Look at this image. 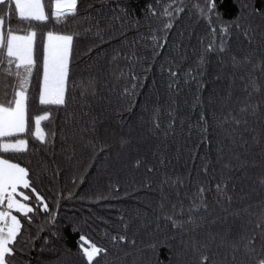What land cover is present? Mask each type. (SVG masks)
<instances>
[{"label": "snow or ice", "instance_id": "1", "mask_svg": "<svg viewBox=\"0 0 264 264\" xmlns=\"http://www.w3.org/2000/svg\"><path fill=\"white\" fill-rule=\"evenodd\" d=\"M121 3L122 0H0V78L11 80V84H4L0 96V264H31L28 255L35 249L36 240H41L42 245H47L51 237L64 241L68 232V228L58 219V209L61 200L71 199L75 194L69 191L68 196L64 197L63 190L58 189L49 197L37 187L42 175L51 172L55 180L61 174L55 161L50 167L44 159L47 155H54L52 148L57 137L54 111L63 109L65 123L71 125L70 134L61 129L62 144L72 141L67 148H62L64 152L71 149V155L66 159L74 158L77 144L89 152L88 163L80 176L72 179L74 186L78 182L83 183L88 170L98 166L97 160L101 154L102 163L110 160L113 145L107 138V129L104 136L101 135L102 120L93 111L92 101L99 95L97 78L89 74L86 85L83 80L76 83L74 49L79 39H91L94 43L87 47L85 55L91 54L96 47L116 38L111 35L116 24L120 25V36L127 44L123 31L125 25L137 29L140 25L138 19L130 18ZM96 4L100 7H95ZM220 7L218 0H203L202 3L200 0H164L163 3L162 0H153L147 5L144 17L149 22V34H139L132 41L133 48L144 41L145 49L151 52V59L137 56L135 51L125 57L130 61L135 58L141 64L148 61V67L144 69L143 76L132 74L130 81L135 82L118 95L117 102L121 107L112 114L117 118L116 122L125 124L123 113L131 114L137 106L139 89L143 87L152 63L171 45L172 48L168 50H175L178 59L177 55L171 56L160 66L161 71L167 72L169 77V106L165 109L157 97L149 111L146 98L142 112L148 113V118L145 121L142 116L141 123L149 125L147 131L151 135L157 136L159 133L166 141L170 136L177 135L179 119L181 132L187 125L188 139H191L193 132L197 135L198 140L189 150V155L193 162L200 160L195 177L190 170L186 175L174 169L172 173L165 171L161 173L156 189L152 188L150 181L145 180L144 188L151 191L158 189L160 194L157 208L154 209L157 212L156 231L160 230V220L174 231L139 249L142 264H152L153 256L162 247L172 253L175 264H187L189 252L195 256L196 264H228V255L217 259L220 249L230 250L233 262L236 261L235 253L242 252L246 264H264V199L238 205L230 194L235 191V185L230 187V184L237 178L236 174H246L244 170L248 167L238 151L249 147L246 134L252 133L250 139L254 144L261 142L252 124L264 122V6L257 8L253 0H235L236 14L232 19H224L218 11ZM182 14L191 21L189 28L182 29L178 24ZM257 17L261 19V24H255ZM13 18L17 21L15 25L12 24ZM153 19L157 21L156 27L150 23ZM201 23L205 31L197 37V46L192 50L195 59L187 69L182 70L181 65L189 59L187 50L179 42L172 41L169 34L175 28L176 35L183 37L185 32L192 30V25ZM44 25L50 27L41 31ZM120 55L116 51L111 61H116ZM211 57L216 58L219 68L214 79L227 78L229 87L224 95L214 92L208 96V105H216L219 110V115L213 112L210 122L202 93ZM34 79L43 114H30ZM181 79L185 84H194L195 92L192 93L190 105L188 100L184 101L190 107L189 115L178 118L175 97L179 95ZM237 79L242 82L244 98L237 97L236 107H231ZM70 104H78L79 113L68 111ZM193 113L197 114L195 120L191 118ZM165 114L168 118L166 124L162 122ZM43 122H47V126H42ZM216 132L220 135L216 137L215 159L208 153L199 155L200 146H210ZM130 143V138L125 136L119 139L122 149ZM29 153L44 154L39 162L41 172L35 175V179L29 166H22L11 158ZM28 163L31 164V160ZM143 163L142 159H136L134 166L139 168ZM159 164L162 167L165 165L163 154ZM214 165L220 166L218 179L215 178ZM154 171L156 169L153 167H147V172ZM257 180L264 188V175ZM108 189L107 194L97 193L94 202L116 198L113 193H119L120 185L110 182ZM48 191L52 192V189ZM173 195L175 201L171 199ZM240 199L244 200L245 197L241 196ZM185 200L188 201L187 205ZM120 219L124 221L123 216ZM38 221L43 222L38 224ZM68 225L72 231L82 232L78 219L69 220ZM123 227L127 229L128 224L124 223ZM44 232L48 235L41 237L40 233ZM104 235L108 236L109 233L105 232ZM110 242L113 248L123 243L136 248L137 244L135 239L128 240L126 233L111 235ZM77 245L78 254L85 264H101L102 259L112 254L109 247L97 244L87 233L79 235ZM64 255L70 257L71 250H66Z\"/></svg>", "mask_w": 264, "mask_h": 264}, {"label": "trees", "instance_id": "2", "mask_svg": "<svg viewBox=\"0 0 264 264\" xmlns=\"http://www.w3.org/2000/svg\"><path fill=\"white\" fill-rule=\"evenodd\" d=\"M163 2L164 0H162ZM200 2L202 3L203 0H200ZM253 2L257 8L264 6V0H253ZM150 3H153V0H122L121 7L126 9L131 19H138L140 25L138 29L132 25H125L123 31L127 37V44L123 42L124 37L120 36L121 29L119 24H116L111 31V35L116 38L96 47L95 51L89 55H85V52L87 47L94 43L93 40L81 38L75 43L74 54L76 60L73 72L76 83L79 84L83 80L86 85L89 74L97 78L96 87L99 95L95 101H92L93 111L102 120L100 126L101 135L104 136L105 129H107V138L113 146L110 149V160L106 164L102 163L103 154H101V157L97 160L98 166H93L89 169L84 182H78L74 186L72 179L74 176H80L84 165L88 163L89 152L77 144L75 145L74 158L72 160L66 159L68 155H71V149L64 152L62 148H67L68 144H71L72 141L69 140L68 144H62L61 129L66 134H70L69 129L71 125L65 123V111L63 109L54 111L53 119L57 131L55 145L52 148L54 155H47L44 159L47 160L50 167L52 161H55V165L59 166L61 174L55 180L52 179L51 172L47 175H42L41 182L37 187L38 190H43V193L49 197L58 189L63 190L64 197L68 196L69 191L75 195L71 199L61 200V206L58 209V219L68 228L65 240L56 241L55 237H51L47 245H42L39 239L36 240L35 249L28 255L31 264H85L77 251V241L79 235L83 233L89 234L97 244L110 248L112 254L102 259L101 264H142L139 249L145 248L149 242L156 238L163 239L165 235H171L174 231L163 220L158 222L160 230L156 231L157 212L154 209L157 208L160 194L158 189L151 191L144 188L143 184L145 180H148L151 182L152 188L156 189L161 178V173L165 171L172 173L173 169L184 175L190 170L193 177H195L200 160L197 159L193 162L190 159L189 150L197 142L198 137L193 132L191 139H188L187 125H185L184 131L181 132L179 119L177 120V135L175 137L170 136L166 141L163 140V137L159 133L157 136L151 135L147 131L149 125L141 123L142 116L145 121L148 118V113L142 112V105L145 104L146 98H148L149 111L152 104L156 103L157 97H159V103L165 109L169 106V92L167 89L169 77L167 72L161 71L160 66L165 62L166 58L177 55L175 50H168L172 48L171 45H168L161 56L157 57L155 62L152 63L151 70L147 73L143 87L139 89L137 106L131 114L127 112L123 113L125 124L119 125L116 122L117 118L112 115L116 108L121 107L117 102L118 95L125 87L130 86V83L135 82L130 81V76L132 74L143 76L144 69L148 67V61L141 64L137 63L135 58L130 61L125 59V57L131 56V53L135 51L137 56H148L149 60L151 59V52L145 49L144 41L137 43L135 48L132 46V41L139 34L145 36L149 34V22H146L144 17L146 15L145 9ZM218 3L221 4L218 11L222 13L224 19H232L235 16V0H218ZM95 7L98 8L100 5L96 4ZM16 23V19L13 18L12 24L15 25ZM150 23L152 27L157 26V21L154 19ZM261 23V19L257 17L255 24ZM178 24L182 29H186L189 28L191 21L182 14ZM48 27L50 25L41 26L40 30L46 31ZM176 31L174 28L169 34V38L172 41L179 42L182 48L187 50L189 57L188 61L181 65L183 70L187 69L195 59L192 56V50L197 46V37L204 33L205 26L203 23L192 25V30L185 32L183 37H178ZM116 51H119L121 55L116 61H111V57ZM218 71L217 60L215 57H211L204 77L206 84L202 93L205 99V111L208 113L210 122L213 118V112L215 111L216 115H219V110L216 105H208V96L214 92L224 95L229 87L227 78L221 80L214 79ZM121 73H124V75L121 76ZM5 83L11 84V80L4 81L0 78V96H2ZM179 88V95L175 97L178 105L177 116L178 118H183L187 117L190 113L189 105L192 93L195 92V85L185 84L183 79H181ZM241 89L242 82L237 79L236 85L233 88V103L230 105L231 107H236L235 101L237 97L240 99L244 98V93ZM32 95L34 98L29 102L30 114H43V106L38 104V89L36 88L35 79L33 81ZM76 96L77 98L79 97V89L76 91ZM255 98L258 99L259 97ZM185 100H188L189 105L184 103ZM68 111L79 113V105L70 104ZM196 115V113H193L191 118L195 120ZM167 119L166 114L162 116L164 124L167 123ZM42 126H47V122H43ZM252 126L256 128L255 134L260 136L261 142L258 145L254 144L250 139L252 133H249L246 134V138L249 139L247 150L238 149L242 153V159H245L248 163V167L244 170L246 174H236L237 178L230 184V187L232 184L235 185V191L230 194L234 196L238 205L255 203L260 199H264V188L259 185L257 180L259 176L264 175V122L253 123ZM218 135H220L219 132L213 134V142L210 146H200L199 155L208 153L213 160L215 159L216 137ZM121 136L130 138L131 140V143L123 149L119 144ZM37 146H39L38 142ZM178 149L179 151H177ZM161 154L165 157V165L163 167L159 164ZM41 156H44V154L29 153L25 156H12L11 158L15 162H20L23 166H29L35 179V175L41 172L39 167ZM136 159H142L144 162L139 168L134 166ZM29 160H31V164L28 163ZM81 161L82 163H79ZM147 167H153L156 171L149 173L147 172ZM214 167L216 169L215 178L218 179L221 175L220 166L214 165ZM110 182L120 185L119 193H113L116 198L101 200L98 203L94 202L97 193H108V184ZM48 189H52V192H49ZM191 190L194 189H189V191ZM183 191H181L182 197ZM81 196L86 198L80 199L79 197ZM241 196H244L245 199L241 200ZM171 199L175 201V196L173 195ZM209 199L211 200V197ZM184 203L187 205L188 201L185 200ZM121 216L124 217V221H121ZM73 218L81 222L82 232L71 230L68 221ZM84 221H87V223L85 224ZM42 222L38 221L37 223ZM124 223L128 224L127 229L123 227ZM33 231H35V226H33ZM105 232L109 233V235L105 236ZM118 233H126L128 240L135 239L137 242L136 248H133L129 243H123L113 248L110 236L117 235ZM46 235H48L47 232L40 233L41 237ZM176 243L177 245L179 244V238ZM68 249L72 253L70 257L64 255ZM224 255H228V264H246V258L242 252L235 253V262L232 261L231 251L226 249L219 250L217 259L222 258ZM144 259H147V257H144ZM186 259L187 264H196L195 256L191 252L187 254ZM157 260H159V264H175L172 253L166 247L160 248L158 254L153 256L152 264H157Z\"/></svg>", "mask_w": 264, "mask_h": 264}, {"label": "rangeland", "instance_id": "3", "mask_svg": "<svg viewBox=\"0 0 264 264\" xmlns=\"http://www.w3.org/2000/svg\"><path fill=\"white\" fill-rule=\"evenodd\" d=\"M23 166V165H22Z\"/></svg>", "mask_w": 264, "mask_h": 264}]
</instances>
